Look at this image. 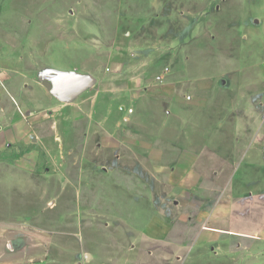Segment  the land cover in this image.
Returning <instances> with one entry per match:
<instances>
[{
  "label": "rangeland",
  "instance_id": "obj_1",
  "mask_svg": "<svg viewBox=\"0 0 264 264\" xmlns=\"http://www.w3.org/2000/svg\"><path fill=\"white\" fill-rule=\"evenodd\" d=\"M181 35L187 93L220 73L226 99L185 124L257 125L264 0H0V131L18 135L0 149V264H264V242L241 238L231 261H185L198 227L170 192L177 151L147 147H164V53ZM57 74L88 83H43Z\"/></svg>",
  "mask_w": 264,
  "mask_h": 264
},
{
  "label": "crops",
  "instance_id": "obj_2",
  "mask_svg": "<svg viewBox=\"0 0 264 264\" xmlns=\"http://www.w3.org/2000/svg\"><path fill=\"white\" fill-rule=\"evenodd\" d=\"M181 39L182 35L175 37L174 47L170 44L168 53H164L166 58L168 54L162 82L164 147L150 143L147 147L177 151L167 154L169 162L176 160V174L168 176L170 192L178 197L180 208L188 206L183 208L187 214H181V225L189 224L193 217L187 210L191 207L196 209L198 227L194 243L186 246L185 261L188 257L190 261H198V256H208L201 248L212 247L209 260L223 263L234 258L229 250L234 238H241L245 247L246 241L255 245L264 242V116L257 125L246 127L226 126L220 119L216 121L218 124L213 121L211 125L203 122L197 126L186 125L182 115L187 107L214 111L226 99L220 94V73L213 77H194V81L200 82L197 86L192 83L193 90L187 93L189 76L183 57L189 48L182 46ZM22 125L25 129V122ZM15 134L12 128L0 131V149L10 139L18 138ZM207 181L214 182L210 193L204 186ZM163 237L171 238V227L164 230Z\"/></svg>",
  "mask_w": 264,
  "mask_h": 264
},
{
  "label": "water",
  "instance_id": "obj_3",
  "mask_svg": "<svg viewBox=\"0 0 264 264\" xmlns=\"http://www.w3.org/2000/svg\"><path fill=\"white\" fill-rule=\"evenodd\" d=\"M76 77H78V75H76V74H74L73 76H71L69 74H65V76H63L61 74L60 75H58V74L57 75H49V76H47V79L50 81H53L55 85L52 84L51 82H49L48 80H44L43 83L45 85H47L48 87H55L57 85L56 83L63 82L64 80L67 81V84L75 85V86H78V84H80V83H88V82H85L84 80L82 81L80 78H76ZM31 138L34 141L36 140V136L34 134L31 135Z\"/></svg>",
  "mask_w": 264,
  "mask_h": 264
},
{
  "label": "built area",
  "instance_id": "obj_4",
  "mask_svg": "<svg viewBox=\"0 0 264 264\" xmlns=\"http://www.w3.org/2000/svg\"><path fill=\"white\" fill-rule=\"evenodd\" d=\"M263 67H264V63H263Z\"/></svg>",
  "mask_w": 264,
  "mask_h": 264
}]
</instances>
